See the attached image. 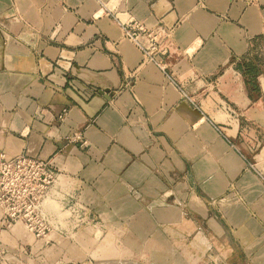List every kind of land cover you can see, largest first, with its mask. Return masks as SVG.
<instances>
[{
    "label": "crops",
    "instance_id": "0c3cea01",
    "mask_svg": "<svg viewBox=\"0 0 264 264\" xmlns=\"http://www.w3.org/2000/svg\"><path fill=\"white\" fill-rule=\"evenodd\" d=\"M0 151L59 174L0 264H264V0H0Z\"/></svg>",
    "mask_w": 264,
    "mask_h": 264
},
{
    "label": "built area",
    "instance_id": "2783aa9c",
    "mask_svg": "<svg viewBox=\"0 0 264 264\" xmlns=\"http://www.w3.org/2000/svg\"><path fill=\"white\" fill-rule=\"evenodd\" d=\"M123 32L141 51L145 62L165 69L168 50L162 31L133 20L123 25ZM58 182L59 174L48 161L24 154L11 158L0 151V208L5 224L23 223L37 237H45L51 226L42 209Z\"/></svg>",
    "mask_w": 264,
    "mask_h": 264
},
{
    "label": "rangeland",
    "instance_id": "374dc122",
    "mask_svg": "<svg viewBox=\"0 0 264 264\" xmlns=\"http://www.w3.org/2000/svg\"><path fill=\"white\" fill-rule=\"evenodd\" d=\"M56 201H61V202H65V200H64V198H59V199H57ZM74 213V212H73ZM118 234H120L119 232H118ZM105 235H108V230H106L105 232H103V234H102V236H101V238L102 239H105L103 242H102V246H101V249H102V251H103V253L107 250V249H109L110 247H115L116 246V248L119 250V251H121V249L126 245V244H124V243H117V244H115V243H111L110 242V238H107ZM118 239H119V237H118ZM140 250H141V248H139ZM139 249H138V251H139ZM140 253V252H139ZM105 259H109V258H102V260H105ZM119 259V258H118ZM83 261H85V262H87V263H92L93 261H94V259H91V258H87V259H85V260H83ZM78 261L77 260H75V259H71L70 260V263L72 264V263H77Z\"/></svg>",
    "mask_w": 264,
    "mask_h": 264
},
{
    "label": "water",
    "instance_id": "95a60500",
    "mask_svg": "<svg viewBox=\"0 0 264 264\" xmlns=\"http://www.w3.org/2000/svg\"><path fill=\"white\" fill-rule=\"evenodd\" d=\"M91 264H142L135 260L130 259H121V258H111V259H105V260H98Z\"/></svg>",
    "mask_w": 264,
    "mask_h": 264
}]
</instances>
